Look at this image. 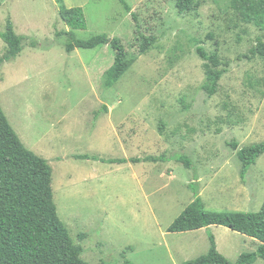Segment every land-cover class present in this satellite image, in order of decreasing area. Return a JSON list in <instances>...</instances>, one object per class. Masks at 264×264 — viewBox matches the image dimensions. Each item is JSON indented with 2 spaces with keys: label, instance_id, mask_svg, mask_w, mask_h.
Wrapping results in <instances>:
<instances>
[{
  "label": "rangeland",
  "instance_id": "1",
  "mask_svg": "<svg viewBox=\"0 0 264 264\" xmlns=\"http://www.w3.org/2000/svg\"><path fill=\"white\" fill-rule=\"evenodd\" d=\"M82 7L77 37L119 38L138 58L115 85L110 46L66 51L70 28L57 0H2L0 35L11 20L24 49L0 70V105L23 145L46 159L58 216L82 258L93 264H183L206 255L210 236L236 262L261 243L223 226L170 233L195 200L209 211L258 212L264 203V155L244 179L237 150L264 142V60L252 54L264 31L245 23L232 0H197L180 14L176 0H63ZM137 28L155 39L140 54ZM32 43H36L33 46ZM217 53L227 69L213 97L203 90L204 61ZM7 46L0 37V58ZM107 108V111L104 108ZM88 155L94 159H78ZM187 156L111 164L102 160ZM254 264H264L263 259Z\"/></svg>",
  "mask_w": 264,
  "mask_h": 264
},
{
  "label": "trees",
  "instance_id": "2",
  "mask_svg": "<svg viewBox=\"0 0 264 264\" xmlns=\"http://www.w3.org/2000/svg\"><path fill=\"white\" fill-rule=\"evenodd\" d=\"M127 12L136 15L125 0H119ZM2 0H0L1 6ZM59 16L70 28L58 34L68 37L66 51L76 49L91 50L102 46H110L114 52V63L105 74V86L115 85L137 61L130 59L123 42L119 38H110L105 34L83 40L77 37L76 30L86 28V18L82 7L68 8L63 0H57ZM232 7L242 20L254 24L264 31V0H232ZM176 8L180 14L196 13L199 9L197 0H176ZM137 40L140 41V54L144 55L152 48L155 39L145 36L137 28ZM0 37L7 46L5 54L0 58L2 66L16 59L24 49L25 37L18 35L11 20ZM36 46V43H32ZM204 61L205 82L202 86L208 97L219 91L220 81L227 69L217 53L207 52L203 46L196 50ZM254 56L264 60V41L259 40L252 50ZM107 111V108H104ZM237 150V158L241 162V177L245 178L250 167L264 155V142L249 145ZM78 159H94L88 155L76 156ZM175 160L191 168V160L187 156L146 157L140 159L102 160L111 164L127 162H158ZM52 168L49 162L28 150L9 123L0 105V264H93L82 258L84 248L75 243L70 231L58 216L52 189ZM198 184H190L195 200L186 207L182 214L169 227L170 233L196 231L211 226H223L232 231L248 236L261 243L258 250L242 254L236 262L229 261L217 247L214 236H210V249L206 255L183 264H254L264 260V203L258 212L209 211L200 197ZM126 264H130L126 262Z\"/></svg>",
  "mask_w": 264,
  "mask_h": 264
}]
</instances>
